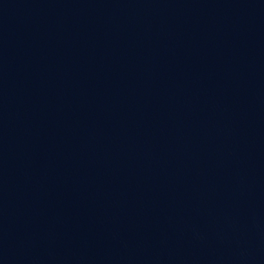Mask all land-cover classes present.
<instances>
[{"label":"water","instance_id":"95a60500","mask_svg":"<svg viewBox=\"0 0 264 264\" xmlns=\"http://www.w3.org/2000/svg\"><path fill=\"white\" fill-rule=\"evenodd\" d=\"M0 264H264V0H0Z\"/></svg>","mask_w":264,"mask_h":264}]
</instances>
